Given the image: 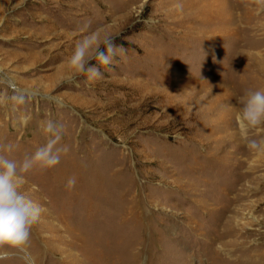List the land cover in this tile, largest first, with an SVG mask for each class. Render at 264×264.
<instances>
[{
  "label": "rangeland",
  "instance_id": "rangeland-1",
  "mask_svg": "<svg viewBox=\"0 0 264 264\" xmlns=\"http://www.w3.org/2000/svg\"><path fill=\"white\" fill-rule=\"evenodd\" d=\"M85 24L122 51L103 79L64 81ZM257 89L264 13L242 0H0V145L22 160L52 119L69 148L29 174L46 211L0 264H264V151L247 146L264 127L235 121Z\"/></svg>",
  "mask_w": 264,
  "mask_h": 264
},
{
  "label": "clouds",
  "instance_id": "clouds-1",
  "mask_svg": "<svg viewBox=\"0 0 264 264\" xmlns=\"http://www.w3.org/2000/svg\"><path fill=\"white\" fill-rule=\"evenodd\" d=\"M245 6L254 5L257 14L264 13V0H242ZM172 8L183 11V4L175 3ZM82 35L76 40L67 58L64 81L72 82L86 77L89 83L103 79L101 67H109L122 51L115 43L117 37L108 34L104 26L91 28L85 24ZM0 102H3L0 99ZM235 113L237 127L244 132L264 127V90H249L237 99ZM27 118H25V123ZM46 142L34 153L22 160L9 158L18 147L13 143L0 145V259H7L11 251H25L30 243L32 231L46 209L26 191L29 174L34 169L47 170L56 167L69 148L61 145L64 127L52 119L40 124ZM249 149L264 151V140H247ZM76 177L67 180L66 188L76 185ZM35 189V186H32Z\"/></svg>",
  "mask_w": 264,
  "mask_h": 264
},
{
  "label": "bare ground",
  "instance_id": "bare-ground-1",
  "mask_svg": "<svg viewBox=\"0 0 264 264\" xmlns=\"http://www.w3.org/2000/svg\"><path fill=\"white\" fill-rule=\"evenodd\" d=\"M9 83H10V85H11V86H13V87H15V88H16V85L13 83V81H12V80H10V79H9Z\"/></svg>",
  "mask_w": 264,
  "mask_h": 264
}]
</instances>
